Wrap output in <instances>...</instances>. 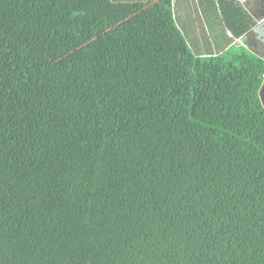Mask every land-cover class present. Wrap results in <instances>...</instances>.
<instances>
[{"label": "trees", "instance_id": "trees-1", "mask_svg": "<svg viewBox=\"0 0 264 264\" xmlns=\"http://www.w3.org/2000/svg\"><path fill=\"white\" fill-rule=\"evenodd\" d=\"M253 26L240 0H0V264H264Z\"/></svg>", "mask_w": 264, "mask_h": 264}, {"label": "water", "instance_id": "water-1", "mask_svg": "<svg viewBox=\"0 0 264 264\" xmlns=\"http://www.w3.org/2000/svg\"><path fill=\"white\" fill-rule=\"evenodd\" d=\"M240 3L249 12L254 21V26L241 39L243 41L244 38H256L253 40V46H248V49L264 61V0H240ZM250 4H255L256 7L252 9L249 6ZM259 96L264 107V79L259 91Z\"/></svg>", "mask_w": 264, "mask_h": 264}, {"label": "crops", "instance_id": "crops-1", "mask_svg": "<svg viewBox=\"0 0 264 264\" xmlns=\"http://www.w3.org/2000/svg\"><path fill=\"white\" fill-rule=\"evenodd\" d=\"M250 6V8H252L253 9V7H256V5L254 4V5H249ZM245 9V8H244ZM255 9V8H254ZM245 11H247L246 9H245ZM247 13L249 14V12L247 11ZM250 15V14H249ZM251 16V15H250ZM252 17V16H251ZM213 18H216V17H213ZM201 19V18H200ZM200 19H197V21H198V23H200ZM205 18H202L201 19V24H202V26H204V25H208L209 23H207L205 20H204ZM215 25H216V23H215ZM214 27H216V26H214ZM254 39H256V38H254ZM254 39H247V38H244V40H246L247 42H248V46L249 47H252L253 46V44H252V41L254 40ZM238 43L240 44V43H243V41H242V39H239V41H238ZM223 44H225V43H223ZM248 51H250L249 49H248ZM251 52V51H250ZM252 53V52H251ZM253 54V53H252ZM256 56V55H255Z\"/></svg>", "mask_w": 264, "mask_h": 264}, {"label": "rangeland", "instance_id": "rangeland-1", "mask_svg": "<svg viewBox=\"0 0 264 264\" xmlns=\"http://www.w3.org/2000/svg\"><path fill=\"white\" fill-rule=\"evenodd\" d=\"M214 17H216V16H214ZM216 18H217V17H216ZM200 24H201V23H200ZM204 26H205V25H204ZM202 31L205 32V29H204V27H203L202 24H201V26L199 25L198 30L195 31V35L198 36V37H200V36H201L200 33H201ZM198 40H199V38H198ZM199 41H200V40H199ZM204 45H205V44H204Z\"/></svg>", "mask_w": 264, "mask_h": 264}, {"label": "built area", "instance_id": "built-area-1", "mask_svg": "<svg viewBox=\"0 0 264 264\" xmlns=\"http://www.w3.org/2000/svg\"><path fill=\"white\" fill-rule=\"evenodd\" d=\"M229 36H232V34H229ZM239 41V40H238ZM263 79H264V74H263Z\"/></svg>", "mask_w": 264, "mask_h": 264}, {"label": "flooded vegetation", "instance_id": "flooded-vegetation-1", "mask_svg": "<svg viewBox=\"0 0 264 264\" xmlns=\"http://www.w3.org/2000/svg\"><path fill=\"white\" fill-rule=\"evenodd\" d=\"M252 44H254L253 41H252Z\"/></svg>", "mask_w": 264, "mask_h": 264}]
</instances>
